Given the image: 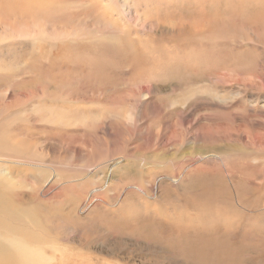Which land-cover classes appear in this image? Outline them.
Segmentation results:
<instances>
[{
    "label": "rangeland",
    "instance_id": "obj_1",
    "mask_svg": "<svg viewBox=\"0 0 264 264\" xmlns=\"http://www.w3.org/2000/svg\"><path fill=\"white\" fill-rule=\"evenodd\" d=\"M0 173L43 264H264V0H0Z\"/></svg>",
    "mask_w": 264,
    "mask_h": 264
},
{
    "label": "bare ground",
    "instance_id": "obj_2",
    "mask_svg": "<svg viewBox=\"0 0 264 264\" xmlns=\"http://www.w3.org/2000/svg\"><path fill=\"white\" fill-rule=\"evenodd\" d=\"M0 175L2 174L0 173ZM0 177L2 178V180L0 178V184L5 185L8 182V177L5 174ZM12 183L13 182H11V184ZM6 195V192L0 189V264H43L44 259L41 255L42 253L39 254V247H35L31 244V240L37 235H40V232L30 230L24 225L32 224L33 227H41V225H43H40L43 219L38 208L35 206L34 212L29 215L30 207L22 209V205H19V203L23 202V195H16L14 197H7ZM14 205H18L17 208H15ZM3 216H6L7 219L3 220ZM13 219L16 222H13ZM43 229H45V232L48 230L46 227H43ZM215 244L217 245V243ZM76 254L74 253L73 255L63 257V260L61 259L57 264H64L65 262L72 264L70 260L75 259L72 257Z\"/></svg>",
    "mask_w": 264,
    "mask_h": 264
}]
</instances>
